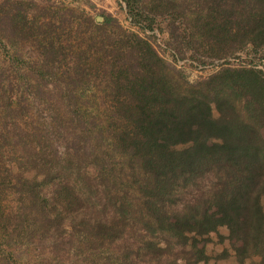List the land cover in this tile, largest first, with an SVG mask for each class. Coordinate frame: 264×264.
<instances>
[{
    "label": "rangeland",
    "instance_id": "374dc122",
    "mask_svg": "<svg viewBox=\"0 0 264 264\" xmlns=\"http://www.w3.org/2000/svg\"><path fill=\"white\" fill-rule=\"evenodd\" d=\"M25 2L38 25L47 9L50 28L0 35V132L14 125L0 152V264L181 261L184 241L149 214L114 144L121 67L129 51L149 45L177 91L229 67L256 71L260 85L264 43L216 36L220 27L205 24L221 12L211 0H135L133 14L122 0ZM189 236L207 255L199 264H241L243 242L227 227Z\"/></svg>",
    "mask_w": 264,
    "mask_h": 264
},
{
    "label": "trees",
    "instance_id": "16d2710c",
    "mask_svg": "<svg viewBox=\"0 0 264 264\" xmlns=\"http://www.w3.org/2000/svg\"><path fill=\"white\" fill-rule=\"evenodd\" d=\"M122 1L133 14L135 0ZM211 1L221 12L205 24L220 27L216 36L243 33L252 38L251 46L264 43V0ZM26 3L0 0L3 38L5 32L7 38L50 28L47 9L38 25ZM128 57L121 67L124 92L117 98L120 126L114 144L129 158L149 214L184 241L181 261L170 264L207 259L196 241L188 243L189 235L206 236L220 226L243 242L237 251L241 264L252 256L261 259L250 264H264V80L259 85L256 71L229 67L177 91L161 73L151 46L131 50ZM237 98L246 101L243 109ZM13 127H7L9 135ZM8 133L0 132V152L10 144Z\"/></svg>",
    "mask_w": 264,
    "mask_h": 264
}]
</instances>
